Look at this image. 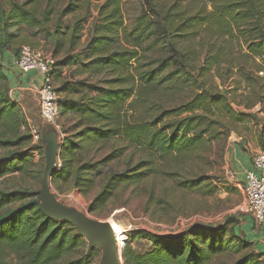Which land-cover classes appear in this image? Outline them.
<instances>
[{"label":"trees","instance_id":"16d2710c","mask_svg":"<svg viewBox=\"0 0 264 264\" xmlns=\"http://www.w3.org/2000/svg\"><path fill=\"white\" fill-rule=\"evenodd\" d=\"M40 1L0 0V53L18 56L19 45L29 43L22 39L25 30L53 42L55 57L67 52L53 73L55 81L63 78L57 88L59 116L71 115L77 129L63 139L52 184L59 193L74 188L86 196L103 183L92 213L116 208L126 191L148 190V181L160 176L167 158L207 165L239 124L264 113V0H176L168 7L144 0L130 26L121 1L106 0L97 6L99 19L84 52L76 55L93 0H69L63 8L62 0H48L44 10L38 8ZM68 15L74 19L65 24ZM11 81L0 63V148L32 141L22 130L25 113L11 96ZM242 87L245 91L235 95ZM173 95L181 97L177 107L159 102ZM233 103L245 112L236 111ZM94 148L108 152L98 161L85 159ZM128 151L145 157L133 164L131 158L126 161ZM30 155L12 152L8 165H0V177L30 171L37 165ZM170 175L171 188L178 190L211 185L204 174L184 180ZM150 201L164 208L171 203L157 198L155 186ZM41 204L39 195L26 189L0 188V264H10L9 255L19 264H100L98 248H91L73 223L46 214ZM137 238L150 247L137 251L131 245ZM122 258L123 264H264V253L229 223L194 224L176 235L143 231L127 242Z\"/></svg>","mask_w":264,"mask_h":264},{"label":"rangeland","instance_id":"374dc122","mask_svg":"<svg viewBox=\"0 0 264 264\" xmlns=\"http://www.w3.org/2000/svg\"><path fill=\"white\" fill-rule=\"evenodd\" d=\"M68 1L69 0H62V8L68 4ZM104 1L106 0H93L91 5L92 15L85 23V35L83 37L82 46L74 52V55L84 52L83 48L90 34V29L99 19L97 6L99 3L101 4ZM120 1L124 8L126 24L130 26L139 16L144 0ZM175 1L176 0H155V2L162 7H168ZM178 1H180L181 4H187L193 0ZM40 2L41 4L38 8L39 10H44L48 0H41ZM73 19L74 15H68L65 17L64 22L65 24H68L71 23ZM54 23L55 22H52L50 24L51 26L49 28H51V30L53 29ZM25 37L28 38L29 42L26 44L41 49L49 55L54 53L53 42H47L44 39L43 33L33 36L28 30H25L22 34V39H25ZM19 47H21V44ZM5 53L6 55H2L0 53V63L2 64L3 69L6 71L11 70L12 73H14L12 63L17 55L14 54L13 51H7ZM66 54L67 52H64L54 57L57 61L63 59ZM66 73H68V69L65 70V74ZM62 80L63 78L61 81H55L56 88L61 86ZM216 82L220 84L218 79ZM225 86H229V84H226ZM231 87L232 86L228 87V90H231ZM243 89L244 87L234 94H240L242 91H245V89ZM36 94L38 95L36 92L32 93L31 96H28L30 109L27 114L29 116L27 115V117L25 114L26 123L22 126V130L31 134L29 130L30 125H34L40 129V139L37 141H30L27 146L23 145L18 147L0 148V165L2 167H6L8 165V160L11 158L9 155L14 151L19 153L31 152L30 158L33 160L32 162L37 165L35 167L31 165L29 167L30 171L28 172L13 170L12 172L6 173L0 177V188L6 191L26 189L31 193L39 195V201L42 202L41 192L43 189L46 170L49 166L53 165L56 171V169L61 166L59 158L61 144L65 136L76 132L77 120L69 115L67 117L59 116L55 124L45 122L41 117L39 100ZM231 94L232 92H230V95ZM180 98L181 97L179 96L173 95L168 98H164L159 102L162 101L161 104L167 108H173L177 107L182 102ZM233 108L238 112H245L244 107L239 106L236 103H233ZM258 110L259 106H257L253 112H257ZM257 116V119H251L250 122L239 124L237 126V132H233L231 134L227 145L224 146L223 141L221 143V145L223 144V147H216L218 151L217 153L214 152L209 157L207 165H201L194 160L177 156L167 158L163 162L164 167L160 176L148 181V190L143 189V191L138 195H133L130 191H126L125 194H120L116 208L109 205L100 215L91 212V204L96 196L101 192L102 186L104 185L103 183L99 182V187L86 196L78 189L74 188L69 192L59 193L54 189L52 184L53 174L50 177L51 192L57 201L69 207L77 208L92 218L105 221L111 226L113 232H117L118 229L121 228L126 229L125 235L129 238V241H132V237L135 234H139L143 231L164 235H176L187 230L188 227L194 224L212 225L216 227L221 224L229 223V226L236 228L238 234L242 233L241 235L245 237L244 232L241 230V223L243 221V217L246 215L242 211L245 199L242 189L235 185L240 183L243 184L244 178L241 177L239 170L232 165L231 158L234 153V147H237L236 144H238L236 141H240V148L245 152H249L251 155H253L256 151H264V113L259 112V115ZM173 118V116H170L167 120H171ZM240 137H242V140H240ZM104 151L94 148L89 155L85 156V159L98 161L103 155H105V153L108 152L107 150ZM132 152L134 155L128 151L129 155L126 161L131 158L133 159V164L138 163L145 157V154L143 153ZM16 162L18 166L23 165L22 161L17 160ZM228 171H231L233 175L228 174ZM176 172H180L181 175L177 176L175 174ZM171 173H173L180 180L195 178L204 174L210 177L209 183H211V185H203L198 190L194 191L174 189L171 188V185H173L171 180L172 176L170 175ZM153 186L156 187L157 198L161 199L166 197L167 200L171 201L170 204L167 202L165 208L164 206L155 207V204H152V201H150V189ZM167 206L168 210L166 209ZM157 208L158 210H156ZM131 245L137 251H142L150 247V243L143 238H137L131 242ZM95 248H98L99 250L101 264L103 250L101 247ZM122 252L123 251H121V254ZM7 261L10 264L20 263L19 259L13 255H9L7 257Z\"/></svg>","mask_w":264,"mask_h":264},{"label":"built area","instance_id":"2783aa9c","mask_svg":"<svg viewBox=\"0 0 264 264\" xmlns=\"http://www.w3.org/2000/svg\"><path fill=\"white\" fill-rule=\"evenodd\" d=\"M14 64L22 74L35 72L38 75L37 92L41 117L45 122L55 124L60 114L59 102L61 94L55 86L53 71L56 58L54 55H49L29 44H24L21 46L20 53L15 58ZM29 130L33 141L40 139V129L38 127L30 125ZM253 164L255 168L264 170L263 150L256 151L253 154ZM228 174L233 175L231 171H228ZM242 192L245 199L242 211L244 214L251 216L257 224H262L264 222V173L258 174L256 170H247ZM116 237L118 240L117 235ZM126 240L129 241L127 236ZM121 260H123L122 254Z\"/></svg>","mask_w":264,"mask_h":264},{"label":"water","instance_id":"95a60500","mask_svg":"<svg viewBox=\"0 0 264 264\" xmlns=\"http://www.w3.org/2000/svg\"><path fill=\"white\" fill-rule=\"evenodd\" d=\"M55 168L49 166L44 175L41 192V208L51 217L67 220L74 224L78 233L86 239L91 248L101 247L103 257L101 264H123L116 234L105 221L88 216L77 208L69 207L54 197L51 192L50 177Z\"/></svg>","mask_w":264,"mask_h":264},{"label":"crops","instance_id":"0c3cea01","mask_svg":"<svg viewBox=\"0 0 264 264\" xmlns=\"http://www.w3.org/2000/svg\"><path fill=\"white\" fill-rule=\"evenodd\" d=\"M12 65L14 67V73H12L11 70L7 71L10 74V77L12 80L11 81V87H12L11 96L18 104L22 106L27 116L28 115L27 113L30 109V102L28 100V96H31L32 93H36L38 91L37 89L38 88V80H37L38 75L35 72L22 74L16 68L14 62L12 63ZM240 140H242V137H240ZM236 142L238 144H236L237 147H234V153L231 158V162H232V165H234L239 170L241 177L244 178L243 182L245 183V172L247 170H250V169L256 170L258 174L264 173V170L255 168L253 164V155H251L247 151L246 152L243 151L240 148L241 147L240 141H236ZM244 183L235 184V185L239 186V188L241 187L240 189H242L244 186ZM241 230L244 232V235H245L244 238H246L248 241H250L253 244V248L255 249V251L264 253V222L262 224H257L251 216L245 215L241 223Z\"/></svg>","mask_w":264,"mask_h":264},{"label":"bare ground","instance_id":"6f19581e","mask_svg":"<svg viewBox=\"0 0 264 264\" xmlns=\"http://www.w3.org/2000/svg\"><path fill=\"white\" fill-rule=\"evenodd\" d=\"M125 231L126 229H118L117 232H114L117 236H118V247H119V251H122L125 247V245L127 244V240H126V235H125Z\"/></svg>","mask_w":264,"mask_h":264}]
</instances>
